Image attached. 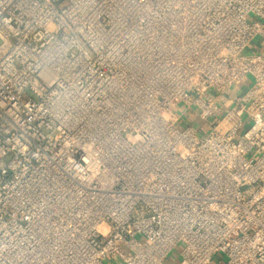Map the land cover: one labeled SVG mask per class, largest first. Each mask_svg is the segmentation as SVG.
Masks as SVG:
<instances>
[{
    "label": "built area",
    "instance_id": "obj_1",
    "mask_svg": "<svg viewBox=\"0 0 264 264\" xmlns=\"http://www.w3.org/2000/svg\"><path fill=\"white\" fill-rule=\"evenodd\" d=\"M257 37L264 0H0V264H264Z\"/></svg>",
    "mask_w": 264,
    "mask_h": 264
},
{
    "label": "rangeland",
    "instance_id": "obj_2",
    "mask_svg": "<svg viewBox=\"0 0 264 264\" xmlns=\"http://www.w3.org/2000/svg\"><path fill=\"white\" fill-rule=\"evenodd\" d=\"M255 42L259 45H263V41L260 38H256ZM182 248V243H180L171 253L170 257L166 260L167 264H177L180 258V251Z\"/></svg>",
    "mask_w": 264,
    "mask_h": 264
},
{
    "label": "crops",
    "instance_id": "obj_3",
    "mask_svg": "<svg viewBox=\"0 0 264 264\" xmlns=\"http://www.w3.org/2000/svg\"><path fill=\"white\" fill-rule=\"evenodd\" d=\"M249 85V80H246L244 83L238 85L236 88H234L230 94L232 95H236L239 92H241L242 90L246 89L247 86Z\"/></svg>",
    "mask_w": 264,
    "mask_h": 264
}]
</instances>
